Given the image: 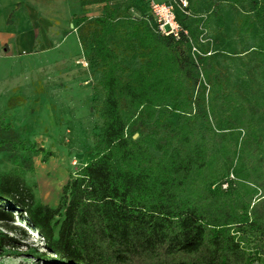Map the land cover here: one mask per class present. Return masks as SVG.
I'll use <instances>...</instances> for the list:
<instances>
[{
  "label": "trees",
  "instance_id": "trees-1",
  "mask_svg": "<svg viewBox=\"0 0 264 264\" xmlns=\"http://www.w3.org/2000/svg\"><path fill=\"white\" fill-rule=\"evenodd\" d=\"M112 1L79 0L82 9L103 10L78 20L79 44L101 71L102 126L55 207L36 199L26 175L35 172V158L46 164L56 154L0 120V154L13 166L0 174V258L15 255V235L29 237L15 225L21 218L50 254L35 256L49 263L264 264V138L253 136L258 110L241 102L263 106L264 126L263 98L250 81L224 86L210 51L192 45L207 20L187 26L189 0L185 12L175 9L178 39L159 34L151 13L120 21L127 14ZM249 1L238 30L249 40L242 53L264 70V0ZM211 13L223 28L220 10ZM119 50L142 63L128 71ZM20 100L13 97L9 107ZM228 137L235 139L230 146Z\"/></svg>",
  "mask_w": 264,
  "mask_h": 264
},
{
  "label": "rangeland",
  "instance_id": "rangeland-1",
  "mask_svg": "<svg viewBox=\"0 0 264 264\" xmlns=\"http://www.w3.org/2000/svg\"><path fill=\"white\" fill-rule=\"evenodd\" d=\"M189 2L191 18L186 20L187 26L194 30L196 19L207 20V26L199 23L201 30L198 31L203 33L202 40L198 38L197 42L192 41V45L196 46L199 53L203 49L210 51L212 59L209 63L214 67L212 69L224 86L230 84L235 89L238 81H250L252 91L257 92L256 94L264 101V70L258 64L250 62L242 53L249 40L248 37L238 34L242 16L251 10L250 1L241 0L237 5L224 0H189ZM148 4L149 0L112 1L115 9L121 14H127L120 18L122 22H127L126 18L137 20L145 12L150 13ZM215 7L220 10L224 19L223 28H217V20L211 13ZM138 8L141 10L138 11ZM68 14L59 13L51 17L54 22L58 20V24L63 25L64 30L47 32L46 35L49 34L51 40L46 45L39 42L37 49L24 52L12 48L5 52L3 45H0V120L10 122L16 129L25 128L23 136L56 154V157L46 164H41L39 157L35 158V172L26 175L28 184L34 186L36 199L51 207L58 204L62 186L69 176H75L84 165L87 153L93 147L94 136L102 126L101 71L98 65L89 63L88 50H83L78 38L80 27L78 20L82 17L94 19L103 15L102 5L84 9L79 7V11L73 17H69ZM197 35L199 37L200 34ZM113 43L118 46L117 40ZM190 46L187 45L189 55L193 60H197L199 53ZM118 54L128 71L137 69L142 63L139 57L127 55L125 51ZM198 72L199 80L203 83L202 71ZM206 88L208 90V86ZM240 94L244 96L243 93ZM16 96L21 97L22 100L10 108L8 102ZM205 96L207 97V91ZM249 100L244 97L241 102L245 101L244 103L247 104V101L251 110H258L253 119L255 127L253 136L256 139L260 137L261 141L264 138V126L260 118L263 106L255 100ZM224 109L222 107L221 112ZM241 137H244L242 133ZM234 141V137H228L225 144L230 146ZM237 146L239 147V142ZM260 151L261 149H258L256 154L259 155ZM12 168L7 155L0 154V174ZM14 221L16 226L27 231L29 237L22 240L15 235L19 241L15 245V255L1 257L0 264H59L38 260L35 254L50 255L44 248L40 236L21 218L19 221L14 218Z\"/></svg>",
  "mask_w": 264,
  "mask_h": 264
},
{
  "label": "crops",
  "instance_id": "crops-1",
  "mask_svg": "<svg viewBox=\"0 0 264 264\" xmlns=\"http://www.w3.org/2000/svg\"><path fill=\"white\" fill-rule=\"evenodd\" d=\"M79 0H0V45L19 52L37 49L51 40L47 32L63 31L51 17L79 11ZM87 7V8H91ZM67 16V17H68Z\"/></svg>",
  "mask_w": 264,
  "mask_h": 264
},
{
  "label": "built area",
  "instance_id": "built-area-1",
  "mask_svg": "<svg viewBox=\"0 0 264 264\" xmlns=\"http://www.w3.org/2000/svg\"><path fill=\"white\" fill-rule=\"evenodd\" d=\"M188 8L186 0H149L150 13L156 23L157 31L163 36L172 35L178 39L179 32L182 31L175 17V9L185 12ZM187 34L186 32H184ZM226 187V184L223 185Z\"/></svg>",
  "mask_w": 264,
  "mask_h": 264
},
{
  "label": "water",
  "instance_id": "water-1",
  "mask_svg": "<svg viewBox=\"0 0 264 264\" xmlns=\"http://www.w3.org/2000/svg\"><path fill=\"white\" fill-rule=\"evenodd\" d=\"M136 136H137V134L133 136V139H135Z\"/></svg>",
  "mask_w": 264,
  "mask_h": 264
},
{
  "label": "bare ground",
  "instance_id": "bare-ground-1",
  "mask_svg": "<svg viewBox=\"0 0 264 264\" xmlns=\"http://www.w3.org/2000/svg\"><path fill=\"white\" fill-rule=\"evenodd\" d=\"M47 188H48V187H47ZM47 188H46V189H47ZM43 190H44V189H43ZM49 192H50V191H49ZM47 200H48V199H47Z\"/></svg>",
  "mask_w": 264,
  "mask_h": 264
}]
</instances>
